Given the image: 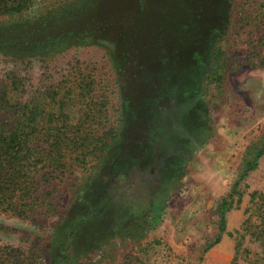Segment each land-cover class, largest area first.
Listing matches in <instances>:
<instances>
[{
    "label": "rangeland",
    "instance_id": "rangeland-1",
    "mask_svg": "<svg viewBox=\"0 0 264 264\" xmlns=\"http://www.w3.org/2000/svg\"><path fill=\"white\" fill-rule=\"evenodd\" d=\"M172 2L154 0L151 11L157 16ZM136 5L137 0H32L24 12L26 18L37 20L41 16L57 21L61 19L60 10L69 11L71 25L76 30H90L95 43L72 46L46 61L32 58L20 64L0 55V83L17 78L22 100L45 96L56 86L68 87L72 92L66 111L72 123L83 121L82 133L92 129V119L101 122L105 130L111 125L119 127V89L124 81L116 65L122 49L120 38L103 32L101 27L96 29V25L106 18L121 23L126 12L121 17L113 13H133ZM209 16L195 19L199 29L200 26L211 29L213 17L210 13ZM143 21L140 18L139 22ZM229 22L226 34L217 43L222 53L215 61L213 52L204 57L199 51L196 60L184 68L172 62L158 65L148 74L156 80L153 110L158 114L151 119L150 129L144 131L155 151L142 167L132 165L121 169V173H111L109 169L105 176L90 169V174L79 181L77 171L68 179L66 174H56L58 177L52 183L58 212L48 218L44 230L30 219L0 212V245L25 248L33 238H39L47 248L55 223L63 214L71 216L79 209L80 190L107 181L122 192L119 201L126 202L125 212H136L131 221L138 224L139 231L144 220L141 213L147 205L145 193L154 185L160 156L177 151L189 158L191 168L186 174L189 180L183 181L180 190L167 201L161 223L140 239L135 231L130 236L111 235L107 242L87 254L84 262L82 259L77 264H264V233L256 237L262 227L261 202L250 196L254 191L256 195L264 192V154L253 170L239 177L246 147L264 132V0H231ZM113 26L122 29L120 24ZM172 27L165 31L164 39L173 37ZM166 46L168 49L172 45ZM147 51L153 60L148 63L150 66L167 61L170 53L162 49L156 37ZM209 69L216 71L210 82L206 76ZM150 94L153 96L155 92ZM198 99L206 102L213 125L206 140L200 143V154L196 157L198 141L188 144L192 135L185 125L190 108L200 111ZM232 190L235 191L232 205L224 213V230L220 231L218 205ZM216 239L219 241L211 244Z\"/></svg>",
    "mask_w": 264,
    "mask_h": 264
},
{
    "label": "trees",
    "instance_id": "trees-1",
    "mask_svg": "<svg viewBox=\"0 0 264 264\" xmlns=\"http://www.w3.org/2000/svg\"><path fill=\"white\" fill-rule=\"evenodd\" d=\"M31 1L0 0L1 56L20 64L32 58L46 61L72 46L95 43L90 30H76L71 25L69 11L60 10L61 19L57 21H48L41 16L37 20L26 18L24 12ZM153 1L137 0L138 8L133 13L115 11L113 15L119 13V17L126 12L121 23L106 18L96 25V29L101 27L103 32L120 38L122 49L120 47L116 65L124 81L119 89V127L118 124L117 128L111 125L105 130L100 126L101 122L92 119V129L82 133L83 121L72 123L66 111L72 92L68 87L56 86L45 96L41 94L22 100L17 78L10 77L8 82L0 83V212L30 219L44 230L48 218L58 212L55 183H52L58 177L56 174H66L68 179L77 171L80 177L76 181H79L90 174V169L105 176L109 169L111 173H121V169L132 165L142 167L150 159L155 146L147 140L144 131L150 129V121L158 112L153 110L156 109V80L148 74L154 67L172 62L184 68L196 60L199 51L204 57H210L213 52L215 61L222 53L217 43L226 34L231 13V0H173L172 6L165 7L164 12L155 16L151 11ZM209 13L213 17L211 29L208 30V26L199 29L195 19H208ZM140 18L144 21L139 22ZM165 20L170 24H164ZM113 24H120L122 29ZM169 27H172L173 37L164 39ZM155 37L162 49L170 53L167 61L150 66L148 63L153 60L147 50H151ZM166 45L172 46L167 49ZM209 70L206 76L210 82L214 80L211 74L216 71ZM151 91L155 95L152 96ZM196 102L201 106L200 111L190 108L185 125L192 135L187 139L188 144L198 141L195 149L206 140L213 125L209 122L206 102L201 99ZM263 154L264 132L246 147L240 179L256 167ZM160 157L154 185L145 193L147 205L141 213L140 218L144 220L139 231L136 230L138 224L131 221L136 212H125L126 202L119 201L123 194L114 189L112 183L87 185L80 190L79 209L73 211L74 215L63 214L55 223L47 248L39 238H33L25 248L1 244L0 264H40V261L43 264H77L82 259L84 262L85 256L107 242L111 235L130 236L135 231V236L142 238L147 230L161 223L163 209L171 195L180 190L189 162L187 156L177 151L162 153ZM233 192L218 205L220 231L224 230V213L232 205ZM250 196L261 202L262 227L260 235L256 236L259 238L264 233V192L256 195L254 191Z\"/></svg>",
    "mask_w": 264,
    "mask_h": 264
},
{
    "label": "crops",
    "instance_id": "crops-1",
    "mask_svg": "<svg viewBox=\"0 0 264 264\" xmlns=\"http://www.w3.org/2000/svg\"><path fill=\"white\" fill-rule=\"evenodd\" d=\"M195 154H196L195 156L198 157V155L200 154V146L197 147V149H196V153H195ZM189 163H190V161H189L188 164H187V169H186V174H187V175L189 174V170H190V168H191V163H190V164H189ZM199 173H200V170H199ZM186 174H185V175H186ZM185 175H184V177L182 178V182H183V181L185 182V181L189 180L188 176H187V175L185 176ZM197 175H198L197 177H200V174L197 173ZM199 188H200V185H199Z\"/></svg>",
    "mask_w": 264,
    "mask_h": 264
}]
</instances>
